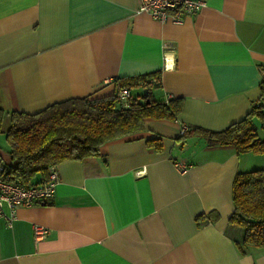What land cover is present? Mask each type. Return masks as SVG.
Returning <instances> with one entry per match:
<instances>
[{
  "label": "crops",
  "instance_id": "obj_1",
  "mask_svg": "<svg viewBox=\"0 0 264 264\" xmlns=\"http://www.w3.org/2000/svg\"><path fill=\"white\" fill-rule=\"evenodd\" d=\"M138 2L0 0L1 111L109 95L113 79L152 71L154 99L183 101L173 120L146 117L99 155L57 163L53 197L0 216V264H264V247L239 252L243 229L228 222L235 173L264 167V153L176 139L183 125L221 130L258 102L264 0H206L164 22ZM252 122L264 138V103ZM155 136L159 150L145 142ZM9 161L0 143V167Z\"/></svg>",
  "mask_w": 264,
  "mask_h": 264
},
{
  "label": "trees",
  "instance_id": "obj_2",
  "mask_svg": "<svg viewBox=\"0 0 264 264\" xmlns=\"http://www.w3.org/2000/svg\"><path fill=\"white\" fill-rule=\"evenodd\" d=\"M159 71L113 79L115 91L100 97H72L53 102L27 113L1 111L0 130L6 119L4 138L9 147V163L0 167V177L23 184L35 183L50 166L64 160H81L99 155L103 144L144 129L146 117L173 120L181 111L182 98L157 101L151 90L159 86ZM120 87H138L140 92L127 98L125 107L117 95ZM258 102L239 120L221 130L189 126L176 139L201 136L209 146L232 145L238 152L264 153V138L259 137L252 118L264 103V79L258 85ZM142 89H147L143 95ZM148 99V102H146ZM148 146L161 149V138L149 137ZM233 210L228 222L243 229L239 252L264 247V167L237 171L233 177ZM204 215L196 216V220Z\"/></svg>",
  "mask_w": 264,
  "mask_h": 264
},
{
  "label": "built area",
  "instance_id": "obj_3",
  "mask_svg": "<svg viewBox=\"0 0 264 264\" xmlns=\"http://www.w3.org/2000/svg\"><path fill=\"white\" fill-rule=\"evenodd\" d=\"M206 3V0H139L137 11L147 13L159 21H180L183 17L198 12ZM167 61V58L165 57ZM165 66H168L167 62ZM111 79H106L110 82ZM130 89L120 87L117 95L123 105L127 106V98L130 96ZM182 126L179 133L182 134L186 129ZM180 169L185 166L176 163ZM138 171L137 174H140ZM59 182V177L54 166H50L45 176H42L35 183L23 184L20 182L6 181L0 177V216L6 221H11L15 216V210L19 206H30L33 204L44 203L55 193V188ZM5 209L8 212H5ZM36 239L45 235L46 229L41 225L34 227Z\"/></svg>",
  "mask_w": 264,
  "mask_h": 264
},
{
  "label": "rangeland",
  "instance_id": "obj_4",
  "mask_svg": "<svg viewBox=\"0 0 264 264\" xmlns=\"http://www.w3.org/2000/svg\"><path fill=\"white\" fill-rule=\"evenodd\" d=\"M133 89H135V88H132V91H131L132 95H136L137 92H140V90L136 91V90H133ZM142 93H143V89H142ZM7 124H6V121H5L4 125L2 126V128L0 130V143H3L5 146L7 145V143H6L5 138H4V130H5L6 126H7Z\"/></svg>",
  "mask_w": 264,
  "mask_h": 264
},
{
  "label": "water",
  "instance_id": "obj_5",
  "mask_svg": "<svg viewBox=\"0 0 264 264\" xmlns=\"http://www.w3.org/2000/svg\"><path fill=\"white\" fill-rule=\"evenodd\" d=\"M143 95H147V89H143ZM146 102H148V99H146Z\"/></svg>",
  "mask_w": 264,
  "mask_h": 264
}]
</instances>
